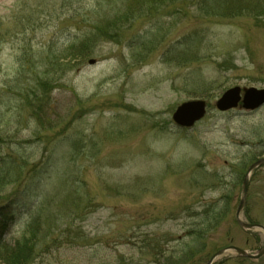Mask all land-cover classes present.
Returning a JSON list of instances; mask_svg holds the SVG:
<instances>
[{
	"label": "rangeland",
	"instance_id": "obj_1",
	"mask_svg": "<svg viewBox=\"0 0 264 264\" xmlns=\"http://www.w3.org/2000/svg\"><path fill=\"white\" fill-rule=\"evenodd\" d=\"M136 1L0 0V214H15L10 244L40 225L33 264H208L264 246L236 222L264 106L216 108L264 89V0ZM109 23L113 39H87ZM195 100L206 117L178 128ZM242 220L264 226V166ZM226 256L215 264H264Z\"/></svg>",
	"mask_w": 264,
	"mask_h": 264
},
{
	"label": "water",
	"instance_id": "obj_2",
	"mask_svg": "<svg viewBox=\"0 0 264 264\" xmlns=\"http://www.w3.org/2000/svg\"><path fill=\"white\" fill-rule=\"evenodd\" d=\"M90 65H95L96 61L91 60ZM264 106V89L248 88L242 90L240 87H234L227 90L216 103L218 111L225 113L241 107L246 112H255ZM207 103L202 100L185 102L177 107L173 113L174 124L180 129H192L197 123L201 122L207 115ZM264 166V158L253 163L243 181V194L240 200L237 212L236 222L239 227L245 231L261 230L264 232V226L260 224H251L242 220V213L245 209L248 199L249 185L252 174ZM230 253H236L239 258L259 260L264 256V246L255 253H250L236 246L218 251L209 261L213 264L218 258Z\"/></svg>",
	"mask_w": 264,
	"mask_h": 264
},
{
	"label": "trees",
	"instance_id": "obj_3",
	"mask_svg": "<svg viewBox=\"0 0 264 264\" xmlns=\"http://www.w3.org/2000/svg\"><path fill=\"white\" fill-rule=\"evenodd\" d=\"M145 1L146 0H137L136 3L137 2L144 3ZM147 1L149 4H154V5L158 4L159 2H166V0H147ZM115 30H116L115 24L109 23L104 28H102V30H99L97 35L90 34L87 39L93 41L98 37L113 39L115 35L113 37L112 35L113 33L115 34ZM96 31H98V27ZM87 41L86 43L84 42L72 46L69 49L70 50L69 57H76L80 55V53H82L81 52L82 47L88 49L90 46L89 45L90 42ZM90 54L91 53L87 51L84 52V54L82 53L81 55H90ZM2 172L3 171L0 170V173ZM223 215H224L223 213L214 214L213 220H215L216 224H218L222 220ZM14 219H15V214H13V212L11 211L1 212L0 214V264H33L36 258L38 257L37 247L39 244L40 232H42V230L40 229V225L39 224L37 225L36 224L37 221H36L28 228V230L23 234V236L20 239L16 240L13 244H10L6 242L4 238L8 235Z\"/></svg>",
	"mask_w": 264,
	"mask_h": 264
},
{
	"label": "flooded vegetation",
	"instance_id": "obj_4",
	"mask_svg": "<svg viewBox=\"0 0 264 264\" xmlns=\"http://www.w3.org/2000/svg\"><path fill=\"white\" fill-rule=\"evenodd\" d=\"M244 178H245V177H244ZM243 181H244V180H243ZM250 182H251V181H250ZM249 186H250V185H249ZM248 196H249V191H248ZM247 201H248V199H247ZM229 247H230V246H229ZM227 248H228V247H227ZM222 257H224V256H222ZM222 257H221V258H222ZM226 258H227V256H226ZM219 259H220V258H218L217 260H219ZM217 260H216V261H217ZM216 261H215L213 264H215ZM208 263H209V262H208Z\"/></svg>",
	"mask_w": 264,
	"mask_h": 264
}]
</instances>
